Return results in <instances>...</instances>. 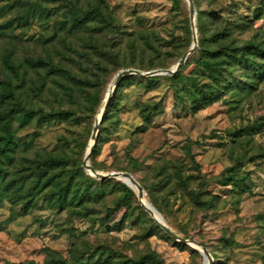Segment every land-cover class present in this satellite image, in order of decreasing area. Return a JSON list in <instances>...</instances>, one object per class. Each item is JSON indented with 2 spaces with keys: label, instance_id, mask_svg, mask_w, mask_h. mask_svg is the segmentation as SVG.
Returning a JSON list of instances; mask_svg holds the SVG:
<instances>
[{
  "label": "rangeland",
  "instance_id": "374dc122",
  "mask_svg": "<svg viewBox=\"0 0 264 264\" xmlns=\"http://www.w3.org/2000/svg\"><path fill=\"white\" fill-rule=\"evenodd\" d=\"M104 3L0 0V112L13 141L0 155V264H203L155 226L136 193L124 197L122 181L82 166L116 74L169 68L192 44L186 0ZM193 3L196 49L175 78H122L88 163L132 174L165 224L202 243L213 264H264V75L248 82L239 66L224 68L216 86L200 64L207 48L264 46V0ZM94 5L102 18L69 28ZM220 31L226 38L211 42ZM26 59L52 60L70 75ZM230 75L238 85L227 86ZM49 157L63 162L50 167ZM55 181L79 186L84 202L56 201Z\"/></svg>",
  "mask_w": 264,
  "mask_h": 264
},
{
  "label": "trees",
  "instance_id": "16d2710c",
  "mask_svg": "<svg viewBox=\"0 0 264 264\" xmlns=\"http://www.w3.org/2000/svg\"><path fill=\"white\" fill-rule=\"evenodd\" d=\"M101 1L104 3V0H101ZM101 16L102 14H101L100 5L99 6L94 5L91 7V9L88 11L87 15L83 19H79V18L74 19L71 22L69 28L72 30L80 29L88 22V20H95L96 17L102 18ZM100 22L102 21L100 20ZM225 29H228V28H225ZM226 35H227L226 31H220L219 33H215L211 36V42L218 43L221 40H224L226 38ZM26 63L30 67L47 66L49 70L54 74L63 73V74L70 75V73L67 70L63 69L60 65L54 63L52 60L26 59ZM200 64L206 69V71L209 74V77L212 79L213 83L216 84V86L220 85L221 81L223 80L222 78H223L224 68L233 69L236 66H239L241 68L243 72V76L249 79L248 82H251V79H253L255 76L264 75V46L260 43L249 41L245 43L243 46L222 44L215 50H213L212 48H207L204 53L203 58L200 61ZM175 75L176 74L174 73L173 75H169V76H171L172 78H175L176 77ZM146 77H151V76H146ZM146 77H143V78H146ZM238 83L239 81H236L235 78L232 79L230 75V79L227 82V86L234 87L238 85ZM8 89H9V84H7L6 90ZM6 96L15 97L14 94L10 93L9 91L6 94ZM110 104H111V98L108 102L107 108L103 114L102 119L106 118L107 111H108V108L110 107ZM22 110H23V113L21 114L20 118L24 120L27 117V114L29 113V111H26L23 107H22ZM141 111L145 112L142 109ZM52 114L55 115V113H49L46 115H42L39 121L40 122L47 121L50 115ZM0 121H2V128L4 130L3 135H0V155L6 156L9 149L11 148V144L13 141L10 137V127H9L8 122L6 121V116L2 112H0ZM144 121H145V117H144ZM61 162H63V159H54L53 157H49L47 159V164L50 167H58ZM91 168L95 170L92 166ZM53 178H54L53 174L46 176L43 179V183L41 184L40 188H43L45 185L52 182ZM100 179H105V178H100ZM92 182H95V181H92ZM89 183L91 182L85 181V187L87 189L89 188ZM53 184L56 189L55 190L56 195H57L56 201H61L62 203H64L67 200V195L70 194L71 201H74L76 205L78 204L79 206L84 202V200L80 197V194L82 193V191L79 186H76L75 188L71 189L69 182L64 183L62 186H60L59 183L56 181ZM116 184L120 185L122 191L124 192L125 198L129 199L135 195L136 193L135 190H133L126 184L119 183V182H116ZM154 222L156 224L155 226L159 228L160 226L156 223L155 220ZM73 264H106V261H95V262L78 261ZM128 264H138V262L128 261Z\"/></svg>",
  "mask_w": 264,
  "mask_h": 264
},
{
  "label": "water",
  "instance_id": "95a60500",
  "mask_svg": "<svg viewBox=\"0 0 264 264\" xmlns=\"http://www.w3.org/2000/svg\"><path fill=\"white\" fill-rule=\"evenodd\" d=\"M187 4H188V12H189V19H190V23L191 26L193 28V34H192V44L190 45V47L188 48V50L180 57V59L171 67L169 68H164V69H155V70H151V71H140L139 69L136 68H127L124 70L119 71L116 76L114 77V81L113 84L110 87V92L109 94H107V96L104 99V103L103 106L101 108V112H100V116L99 118L96 120L93 130H92V143L89 144L88 148L86 149V152L84 154V159L82 162V166L83 168L89 172L91 175H93L94 177L97 178H114L120 181H123V183H125L126 185H129L132 189H136L137 190V198L138 201L140 202V204L142 205V207L144 208V210L149 213V215H151L153 217V219L156 221V223L166 232L168 233L172 238L181 241L182 243H185L187 245H190L192 248L196 249L199 251V253L203 256V259L206 258L207 259V264H213L212 263V258H211V254L209 253V251L207 250V248L202 245L199 241L193 239V238H182L179 237L175 232H173L164 222L163 217L161 215V213L145 198V194L143 191V188L141 187V185L138 183V181L135 179V177L128 173V172H108V173H101L98 172L96 170H93L90 166V164L88 163L89 157L91 155V152L93 151L94 148V144L95 141L97 139V132H98V127H99V123L102 120L103 114L107 108L108 102L112 96V92L115 90V88L117 87V85L119 84L120 80L126 76V75H138V76H142V77H146V76H156V75H173L174 73H176L181 66L184 64V62L186 61L187 57L189 54H191L197 45V39H196V29H195V14H196V10L194 7V3L193 0H186ZM133 184L135 186V188L131 185ZM143 199H146L148 206L145 205V203L143 202ZM156 213V215H155Z\"/></svg>",
  "mask_w": 264,
  "mask_h": 264
},
{
  "label": "bare ground",
  "instance_id": "6f19581e",
  "mask_svg": "<svg viewBox=\"0 0 264 264\" xmlns=\"http://www.w3.org/2000/svg\"><path fill=\"white\" fill-rule=\"evenodd\" d=\"M103 103H104V100H103ZM103 103H102V106H103ZM101 108H102V107H101ZM101 108H100L99 113H98V115H97V119H98L99 116H100ZM90 143H92V140L90 141ZM122 183H123V181H122ZM130 184H131V183H130ZM131 185L135 188V186H134L133 184H131ZM127 186H129V185H127ZM129 187H130V186H129ZM130 188H131V187H130ZM133 190H135V192L137 193V190H136V189H133ZM143 202L145 203V205L148 206V203H147L146 199H143ZM155 215H156V213H155ZM203 264H207V259H206V258H204V260H203Z\"/></svg>",
  "mask_w": 264,
  "mask_h": 264
}]
</instances>
